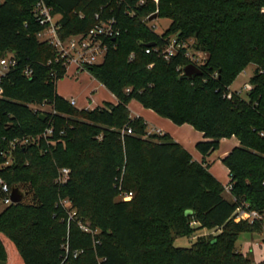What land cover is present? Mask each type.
<instances>
[{
    "label": "trees",
    "instance_id": "1",
    "mask_svg": "<svg viewBox=\"0 0 264 264\" xmlns=\"http://www.w3.org/2000/svg\"><path fill=\"white\" fill-rule=\"evenodd\" d=\"M37 1L0 0V53L16 60L0 82V166L14 140H30L0 168L11 189L28 193L0 211V264H264L236 249L240 235L261 234L264 222L232 218L239 206L264 213V0H43L59 17L63 40L86 34L95 15L117 21L120 35L109 39L104 60L86 69L116 104L92 110L57 95L66 70L37 38L43 30L33 13ZM156 11L170 21L162 35L144 21ZM172 37L191 40L190 51L206 55L201 76L189 80L177 70L190 64L187 49L169 60L154 50ZM248 65L255 71L243 99L229 87ZM131 101L202 133L195 145L202 161L170 135L148 134L146 121L131 115ZM42 105L50 112L34 110ZM48 128L52 134L43 138ZM232 137L239 144L221 160L226 193L205 157ZM62 168L69 175L59 185ZM128 193L130 200L118 199ZM61 199L70 201L74 220ZM77 221L97 233L82 232ZM192 222L221 232L175 247L177 239H192ZM66 244L82 253L65 259Z\"/></svg>",
    "mask_w": 264,
    "mask_h": 264
},
{
    "label": "built area",
    "instance_id": "2",
    "mask_svg": "<svg viewBox=\"0 0 264 264\" xmlns=\"http://www.w3.org/2000/svg\"><path fill=\"white\" fill-rule=\"evenodd\" d=\"M155 4H158V0H151ZM145 0H140L138 2L139 5H143ZM34 17L40 26L43 27L37 34V38L41 42H47L55 51L57 57L56 62L60 61L62 65L65 67L66 73L69 67H74L76 72H86L88 67L93 65L100 64L107 53L109 47V39H114L120 35V28L117 25V21L113 17H109L106 19H100L99 15H95V20L97 24L92 27L86 34L79 35L75 37H70L68 39H61L58 31L60 29L59 17L53 16L51 13V8L45 5L43 0H38L35 8H34ZM157 11L154 13L156 14ZM153 15V14H151ZM150 15V16H151ZM129 16H134V12H130ZM146 17L144 21L149 22V17ZM189 44V45H188ZM192 44V41L179 42L176 38L172 37L169 39V42L163 46V48L159 51L158 48L154 50L156 52H160L161 57L164 60H169L173 57L177 52L181 49H187L185 53V57L190 61V64L198 67L203 64L205 58H195L194 54L191 53L189 46ZM145 53H150V48L145 50ZM132 56L130 57V59ZM50 62H48V65ZM16 67V60L13 57V54L7 53L2 55L0 53V82L2 79L10 72L12 69ZM178 71H182V68L178 67ZM30 71L26 70L24 74L26 76L30 75ZM244 91L247 93L251 91L252 87L248 83L243 87ZM240 95V92H235ZM2 94V90L0 89V95ZM231 93L227 94L226 97L230 98ZM70 104L74 106V101L70 100ZM44 105L40 106L43 107ZM127 133L130 134L131 131L127 130ZM150 133L162 134L159 131H149ZM52 134V129L48 128L43 133L42 137L47 138ZM29 139L24 138L22 140H14L11 143L10 150L2 153V156L5 158V162L0 166V168H4L11 163V151L12 149L18 145L22 146L29 143ZM69 175V170L62 168L58 172V177L56 179V183L59 185H63L67 182ZM231 186L226 185L225 191L229 193ZM0 192L3 195L1 199V204L3 207L13 205L10 200L11 188L0 178ZM132 198V193L123 194L118 197L119 200L128 201ZM59 205L66 210L68 215V220H74L76 213L71 208V203L67 199H61L59 201ZM232 218L235 222L240 221H248L249 223H253L254 221L262 220L264 222V213H259L256 211H249L246 209V206H239L234 211ZM79 229L90 235H94L97 233V230H92L88 224H83L80 221H77ZM262 238L264 242V224L262 226ZM65 252V259L71 257L72 259L77 258L82 250H72L70 251L68 245H64L62 247ZM101 264V261L98 262Z\"/></svg>",
    "mask_w": 264,
    "mask_h": 264
},
{
    "label": "rangeland",
    "instance_id": "3",
    "mask_svg": "<svg viewBox=\"0 0 264 264\" xmlns=\"http://www.w3.org/2000/svg\"><path fill=\"white\" fill-rule=\"evenodd\" d=\"M170 21L168 19L164 18H156L153 21L148 22V27L151 31H153L157 35H162L169 27ZM195 58H205L206 55L204 53H193ZM255 71L254 65H248L241 73H239L236 78L231 83L229 90L231 93L233 92H240V96L243 99H246V92L244 91L243 87L249 83L250 78L253 76ZM56 92L57 95H59L61 98H63L66 101H69L71 99H74L76 101L75 108L77 110H85L89 108H96V107H102L105 104H111L114 105L113 98L111 95L103 88H101L95 80L91 79L89 75L86 72H79L76 73L74 67H69L67 69L66 76L59 80L56 85ZM34 110H40L42 112H50V108L47 106L43 107H35ZM146 121H148V130L154 131L156 130L153 128V122H151L150 116L147 114H144L142 116ZM161 127V126H160ZM161 129H164L163 131L166 132V134L169 132L166 131L168 129L167 127H161ZM170 135V134H169ZM231 139V138H230ZM236 139V138H235ZM231 139L232 142H234ZM229 144H222L219 145L218 149L215 150L213 153H211V159L215 161V166L213 168L214 172H220L223 174L224 179L225 176L227 178V174L225 173L223 169V164L218 162V158L221 157L222 152L225 150L226 147H228ZM27 197L24 198L23 201H26ZM3 209V205L0 204V211ZM191 228L193 229L192 233V239L188 238H180L177 239L174 242V245L177 247H184L189 248L199 236H212L215 237L221 232V228H213V229H205L201 228L199 223L192 222L190 224ZM253 239V240H252ZM250 234H242L239 236L237 242H236V249L242 254H249V249L252 248V254L250 253V257L255 261H264V242L262 237L260 235L254 234L252 236ZM194 240V241H193ZM253 242H252V241ZM256 243V245H255ZM256 246V247H255Z\"/></svg>",
    "mask_w": 264,
    "mask_h": 264
},
{
    "label": "crops",
    "instance_id": "4",
    "mask_svg": "<svg viewBox=\"0 0 264 264\" xmlns=\"http://www.w3.org/2000/svg\"><path fill=\"white\" fill-rule=\"evenodd\" d=\"M79 73V72H76ZM83 73V72H82ZM87 73V72H86ZM88 74V73H87ZM89 75V74H88ZM89 77L91 79H93L90 75ZM94 80V79H93ZM95 82H97L95 80ZM97 84L105 89L100 83L97 82ZM106 90V89H105ZM107 91V90H106ZM108 92V91H107ZM109 93V92H108ZM111 95V97L113 98V103L116 104V99L115 97L109 93ZM74 101V107L76 106V101L74 99H71ZM131 115L134 117H140L143 120L146 121V119H144L142 116L144 114H147L148 116H150L151 118V122H153V128L156 131L162 132V133H166L165 131H163L164 129H161V127H167L168 129H166L167 132H169L170 136L176 141L178 142L180 145H182L191 155L192 157L198 161L201 162L203 157L201 154H199L196 149H195V145L197 142L199 141H203V135L200 132L195 131L190 125H182V126H176L174 125L172 122H170L167 119H163L161 117H159L158 115H156L153 111L148 110V109H144L139 103H137L136 101H131L129 106H128ZM94 109V107L89 108L88 110H92ZM146 123H148V121H146ZM161 126V127H160ZM168 134V133H167ZM168 134V135H169ZM231 139H235L234 137H232ZM231 139H221L219 142V145H221V143L223 144H229L228 147L225 148V150L222 152L221 157L218 158V162L221 163V160L227 156V154L236 146H238V141L237 139L233 140L234 142L231 141ZM205 162L209 165V172L223 185L226 186L229 182V178H228V171L227 169L223 166V169L225 171V173L227 174V178L224 176L222 173H220L219 171L214 172L213 168L215 166V161H213L211 159V154L207 157H205ZM258 236L260 235V237H262L261 234H257ZM251 239L253 235H250ZM263 239V238H262ZM253 240V239H252ZM251 240V241H252ZM194 241V240H193ZM253 242V241H252ZM193 243V242H192ZM256 245V243H255ZM175 246V245H174ZM177 247V246H175ZM256 247V246H255ZM184 248V247H183ZM249 252L252 254V248L249 249ZM259 262V261H257Z\"/></svg>",
    "mask_w": 264,
    "mask_h": 264
},
{
    "label": "water",
    "instance_id": "5",
    "mask_svg": "<svg viewBox=\"0 0 264 264\" xmlns=\"http://www.w3.org/2000/svg\"><path fill=\"white\" fill-rule=\"evenodd\" d=\"M157 18V14H153L150 18H149V21H153ZM147 47H151L153 46V44H147L146 45ZM202 75V72L201 70L192 65V64H189L187 66H185L183 69H182V74H181V77L182 78H185V79H189V80H192L194 77H198V76H201ZM39 118H41V121L44 122L45 119H46V116L41 114L39 116ZM28 195L27 192H22L19 188L17 187H13L11 189V193H10V200L13 204H19L23 201V199Z\"/></svg>",
    "mask_w": 264,
    "mask_h": 264
}]
</instances>
